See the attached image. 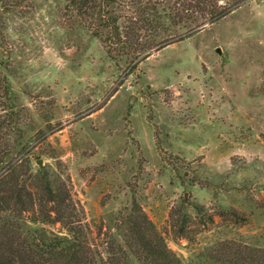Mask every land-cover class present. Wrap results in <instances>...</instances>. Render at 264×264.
<instances>
[{"label": "rangeland", "instance_id": "obj_1", "mask_svg": "<svg viewBox=\"0 0 264 264\" xmlns=\"http://www.w3.org/2000/svg\"><path fill=\"white\" fill-rule=\"evenodd\" d=\"M64 3L0 0V173L23 155L58 172L101 247L139 206L181 264H209L221 242L264 250V0L133 69Z\"/></svg>", "mask_w": 264, "mask_h": 264}, {"label": "trees", "instance_id": "obj_2", "mask_svg": "<svg viewBox=\"0 0 264 264\" xmlns=\"http://www.w3.org/2000/svg\"><path fill=\"white\" fill-rule=\"evenodd\" d=\"M240 1L65 0L61 11L67 24L86 28L133 69L153 52L226 16ZM22 157L0 173V264H181L139 206L120 219L111 242L101 247L99 232L88 224L65 178L46 168L33 172ZM178 215L170 211L175 235L187 237L185 216L177 220ZM55 223L63 234L42 227ZM221 243L207 250L209 264H264V250Z\"/></svg>", "mask_w": 264, "mask_h": 264}, {"label": "water", "instance_id": "obj_3", "mask_svg": "<svg viewBox=\"0 0 264 264\" xmlns=\"http://www.w3.org/2000/svg\"><path fill=\"white\" fill-rule=\"evenodd\" d=\"M217 51L220 53V48L218 47L217 48ZM134 98H136V96L134 95V94H132L131 96H130V98H129V107H131L132 106V104H133V99ZM37 163L39 164V166L40 167H42V160L41 159H39L38 161H37Z\"/></svg>", "mask_w": 264, "mask_h": 264}, {"label": "built area", "instance_id": "obj_4", "mask_svg": "<svg viewBox=\"0 0 264 264\" xmlns=\"http://www.w3.org/2000/svg\"><path fill=\"white\" fill-rule=\"evenodd\" d=\"M127 87H128V89H130L132 86L131 85H128Z\"/></svg>", "mask_w": 264, "mask_h": 264}]
</instances>
